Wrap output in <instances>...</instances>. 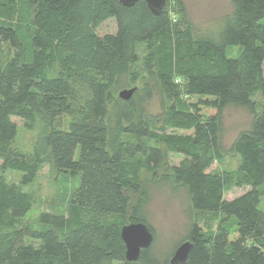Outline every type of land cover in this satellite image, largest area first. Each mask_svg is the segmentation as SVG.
Segmentation results:
<instances>
[{"label": "trees", "instance_id": "16d2710c", "mask_svg": "<svg viewBox=\"0 0 264 264\" xmlns=\"http://www.w3.org/2000/svg\"><path fill=\"white\" fill-rule=\"evenodd\" d=\"M230 5L198 35L170 18L168 0L159 15L143 0H0V264H171L151 245L127 262L120 237L129 223L151 230L147 187L168 182L203 215L181 241L191 245L182 264H264V105L254 101L264 98V0ZM109 20L115 32L99 35ZM125 83L128 101L114 94ZM154 95L160 109L149 114ZM228 107L248 112L250 127L229 148L236 170L210 172ZM62 115L74 117L65 128ZM13 118L34 133L27 153ZM169 154L183 159L159 177ZM44 164L75 187L62 210L24 222L26 187Z\"/></svg>", "mask_w": 264, "mask_h": 264}, {"label": "rangeland", "instance_id": "374dc122", "mask_svg": "<svg viewBox=\"0 0 264 264\" xmlns=\"http://www.w3.org/2000/svg\"><path fill=\"white\" fill-rule=\"evenodd\" d=\"M168 1L170 2L168 7L170 18L173 21L189 23L198 35L213 33L219 27L221 19L231 11L230 0H181V7L179 4L174 5L175 0ZM115 30V22L109 20L97 29V33L104 35L114 33ZM122 86L123 88L114 92L115 95L122 89L131 88L126 83ZM134 86H139V83ZM254 101L258 108L264 105V98L261 96H255ZM144 108L149 114H156L160 109L158 97L154 95L151 100L144 104ZM73 118L72 115H62L57 119L56 125L65 128ZM251 119V115L244 109L228 107L222 111L221 147L223 156L220 161L211 166L210 172H234L236 170L238 159L229 152V148L238 134L248 130ZM12 121L17 126L16 146L25 153L29 152L34 141V133L26 131L21 120L13 118ZM178 133L186 134L189 132L179 131ZM182 159L183 157L180 155H165L164 167L157 172V176L162 175L164 168L177 165ZM2 174L10 183L17 184L19 182L20 173L18 172H4ZM74 187L75 181L72 178L56 173L49 164H44L31 184L26 187L32 197L33 205L24 222H32L39 212L62 210ZM147 188L149 202L146 208V218L153 234L152 251L161 259L171 257L175 249L182 243L181 241L184 240L192 219L202 218L203 215L190 211L185 192L181 189H173L169 182L156 186L152 184ZM244 191L245 188L231 189L225 191L224 197L225 199H232ZM260 207L264 210V186Z\"/></svg>", "mask_w": 264, "mask_h": 264}, {"label": "water", "instance_id": "95a60500", "mask_svg": "<svg viewBox=\"0 0 264 264\" xmlns=\"http://www.w3.org/2000/svg\"><path fill=\"white\" fill-rule=\"evenodd\" d=\"M123 7H132L139 0H116ZM147 8L154 15H159L165 6L166 0H143ZM134 89L122 90L118 97L123 101H128L132 97ZM120 237L125 246V260L136 262L141 250L148 249L153 241L151 230L142 223H129L122 227ZM191 249L189 242L179 245L171 259V264H182L186 261Z\"/></svg>", "mask_w": 264, "mask_h": 264}]
</instances>
